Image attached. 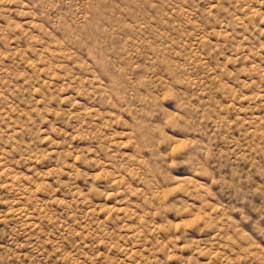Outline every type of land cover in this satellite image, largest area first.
<instances>
[{
  "label": "rangeland",
  "instance_id": "374dc122",
  "mask_svg": "<svg viewBox=\"0 0 264 264\" xmlns=\"http://www.w3.org/2000/svg\"><path fill=\"white\" fill-rule=\"evenodd\" d=\"M0 264H264V0H0Z\"/></svg>",
  "mask_w": 264,
  "mask_h": 264
}]
</instances>
